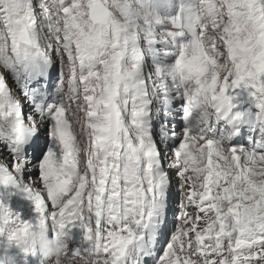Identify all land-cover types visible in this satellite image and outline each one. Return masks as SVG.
<instances>
[{"label":"snow or ice","instance_id":"snow-or-ice-1","mask_svg":"<svg viewBox=\"0 0 264 264\" xmlns=\"http://www.w3.org/2000/svg\"><path fill=\"white\" fill-rule=\"evenodd\" d=\"M0 185L36 214L0 203V245L78 226L69 264H264V0H0Z\"/></svg>","mask_w":264,"mask_h":264},{"label":"clouds","instance_id":"clouds-1","mask_svg":"<svg viewBox=\"0 0 264 264\" xmlns=\"http://www.w3.org/2000/svg\"><path fill=\"white\" fill-rule=\"evenodd\" d=\"M227 67V64L221 65L220 71H224ZM66 246V240L60 237L59 230L56 235L49 237L45 230L37 229L29 232L19 245L5 240L0 245V264H14L13 249L20 252H24V249H36L50 264H69L65 259ZM77 264H107V258L90 253Z\"/></svg>","mask_w":264,"mask_h":264},{"label":"bare ground","instance_id":"bare-ground-1","mask_svg":"<svg viewBox=\"0 0 264 264\" xmlns=\"http://www.w3.org/2000/svg\"><path fill=\"white\" fill-rule=\"evenodd\" d=\"M249 129H250V125L241 123L238 126V131H241V133H243V135L241 136L240 134L239 135L237 134V137L233 138L232 143L233 144H237V145L242 144V143L246 144L248 138L244 139L243 138L244 135L245 134H249V136H252V135L255 134L254 132H250ZM40 139L44 140L42 136H41ZM225 147L227 148V146H225ZM34 173L35 172L32 173V177H33ZM174 173H175L174 171H171L169 173L170 177H171V183H173V184L179 183V185H180V181L178 180L177 176L176 175L172 176V174H174ZM33 178H35V177H33ZM25 180H26V182H29V177H28L27 173H25ZM36 187L39 188V187H41V185L39 183H37ZM179 191L181 192L180 188H179ZM14 193L15 194L13 195L14 197L12 198V201H13V199L15 200L16 197H21V198L25 199V202L23 203V205H21V206L17 205V207L13 208L11 206L13 202L9 203V205H8V202L6 201V199L4 200V202H1V203L6 204V206L9 208V210L11 212L19 214L21 219H23V220H31L36 215L35 212H34V208L31 207V205H33L32 201L27 199L26 198V194L24 192L20 191L17 187H15ZM1 194H3V193L0 191V195ZM175 195H176V193H175ZM178 195H180V197L182 199V194L181 193H177V199H178ZM170 205L172 206V204H170ZM169 210H171V214H173V215L175 213L179 214L180 205H177V206H175L173 208L169 207ZM187 210L189 212H192L191 208H188ZM73 228H75L74 230L79 229V228H77L75 226ZM12 252H13L12 255L14 256V260H16L18 262H35L37 264L38 263L42 264V262H38L39 256L32 255L31 253L20 252L17 249H13ZM44 264H50V262L49 261H45Z\"/></svg>","mask_w":264,"mask_h":264},{"label":"rangeland","instance_id":"rangeland-1","mask_svg":"<svg viewBox=\"0 0 264 264\" xmlns=\"http://www.w3.org/2000/svg\"><path fill=\"white\" fill-rule=\"evenodd\" d=\"M174 2H176V0H174ZM56 75H57V68H53L52 69V71H51V76H52V79L54 80L55 78H56ZM9 84L11 85V81L9 80ZM51 86V85H50ZM66 104H67V106L69 107V109L70 110H72V109H74V107H75V105H73L72 103H71V101H68V102H66ZM234 111V110H233ZM74 127H76L77 128V136H78V138H79V126L78 125H74ZM41 136L43 137V139L44 140H42L41 139V142L43 143L45 140H46V137L44 136V133L42 132L41 133ZM225 146H227L228 147V145H225ZM163 151V150H162ZM36 175H37V173L35 172L34 173V175H33V177H36ZM174 175H176L175 173L174 174H172V176H174ZM173 180V179H172ZM2 187H4V188H6L8 191V193H10L11 192V195H14L15 193H14V191H15V187H12V186H7V187H5L4 185H0V191L3 193V195H4V192H3V190H1V188ZM40 188V187H39ZM175 188V189H174ZM179 183H176V184H173V183H171V189H170V193H169V207L171 208H173V207H175V206H177V205H180V203H181V197H180V195H178V199H177V193H181L180 191H179ZM10 191V192H9ZM175 193H176V195H175ZM12 199V198H11ZM4 199H3V196H0V202L1 201H3ZM25 202V199H23V198H21V197H16V199L14 200L13 199V203H12V207L14 208L15 207V203H17V205L18 206H21V205H23V203ZM170 204H172V206L170 205ZM8 205H9V203H8ZM31 207L32 208H34V205H31ZM168 215H169V224H168V227L170 228L171 227V221H176V219L174 218L176 215H178L177 213H175L174 215L173 214H171V210H169L168 211ZM176 223H177V221H176ZM74 226H71L70 227V229H75V228H73ZM75 227H77V228H79L78 226H75Z\"/></svg>","mask_w":264,"mask_h":264}]
</instances>
